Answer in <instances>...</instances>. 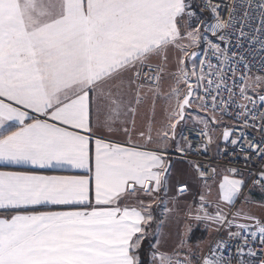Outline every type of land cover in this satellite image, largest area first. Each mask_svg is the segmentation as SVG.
Here are the masks:
<instances>
[{"label":"snow or ice","instance_id":"1","mask_svg":"<svg viewBox=\"0 0 264 264\" xmlns=\"http://www.w3.org/2000/svg\"><path fill=\"white\" fill-rule=\"evenodd\" d=\"M0 264H264V0H0Z\"/></svg>","mask_w":264,"mask_h":264},{"label":"built area","instance_id":"2","mask_svg":"<svg viewBox=\"0 0 264 264\" xmlns=\"http://www.w3.org/2000/svg\"><path fill=\"white\" fill-rule=\"evenodd\" d=\"M256 67H258V65H257ZM253 72H255V67H254V69H253Z\"/></svg>","mask_w":264,"mask_h":264},{"label":"crops","instance_id":"3","mask_svg":"<svg viewBox=\"0 0 264 264\" xmlns=\"http://www.w3.org/2000/svg\"><path fill=\"white\" fill-rule=\"evenodd\" d=\"M47 174H52V173H47ZM257 198H258V196H257Z\"/></svg>","mask_w":264,"mask_h":264}]
</instances>
